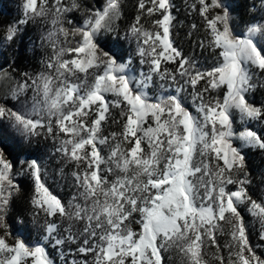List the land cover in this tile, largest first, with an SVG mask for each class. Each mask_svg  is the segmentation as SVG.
<instances>
[{
	"label": "snow or ice",
	"instance_id": "snow-or-ice-1",
	"mask_svg": "<svg viewBox=\"0 0 264 264\" xmlns=\"http://www.w3.org/2000/svg\"><path fill=\"white\" fill-rule=\"evenodd\" d=\"M173 7L171 0H140L142 12L161 13L154 23L162 32L145 29L140 16L131 25L136 55L146 66L137 74L131 57L123 62L98 39L102 31L112 30L120 0H106L102 9H86L90 14L80 25L70 18L81 9L79 0H54L51 6L48 0H24V18L9 27L7 39L15 37L19 24L50 16L52 28L42 39L53 42L54 54L46 71L11 93L19 100L31 89V107L28 100L15 110L0 103V119L27 137L39 136L38 129L45 128L53 139L63 133L56 151L83 166V171L73 173L78 193L65 204L47 187L46 169L38 160L21 162L34 182V216L44 215L43 240L53 248L75 242L76 236L68 229L67 236H61L52 218H66L69 228L72 222L84 223V246L78 251L93 253L94 264H163L162 253L169 248H177L187 264H203L205 243L216 244L221 222L231 228L233 264H264L253 250L240 211V205L247 204L264 225V202L248 194L245 154L233 143L235 139L264 149V137L256 131L233 128L237 114L242 121H264V105L248 99L257 87V72L264 73V21L238 32L224 0H196L192 8L206 22L208 46L219 50L218 60L202 67L174 46ZM215 9L222 11L209 15ZM169 63L177 65L175 70L162 67ZM89 75L94 77L90 84ZM153 87L161 94H150ZM212 91H222L223 98L206 100ZM111 108L121 109L124 123L119 140L112 134L115 144L105 157L101 146L109 144V137L101 132ZM14 167L0 151V229L5 230L0 235V264H56L46 243L30 244L19 237L7 242L11 233L6 216L20 191ZM229 185H236L235 190ZM134 214L138 231L131 227ZM60 258L67 264L63 251ZM218 259L223 264V258Z\"/></svg>",
	"mask_w": 264,
	"mask_h": 264
},
{
	"label": "trees",
	"instance_id": "trees-1",
	"mask_svg": "<svg viewBox=\"0 0 264 264\" xmlns=\"http://www.w3.org/2000/svg\"><path fill=\"white\" fill-rule=\"evenodd\" d=\"M5 0H0L4 4ZM65 3L68 0H64ZM81 9L70 14V18L76 25L83 24L84 19L90 13L86 9H102L106 0H79ZM196 0H171L174 5L172 15L174 17L173 27L171 29V39L174 46L182 51L185 57L192 58L197 61L202 67H211L218 60L219 50L213 51L208 46L209 34L206 22L200 16L198 10L192 8V4ZM229 7V14L232 17V26L238 32L246 31L247 27L253 23L264 21V5L261 0H224ZM54 0H48V5L51 6ZM199 5L197 4V9ZM222 9L212 10L209 15L215 12H221ZM137 16H140V23L145 29L154 31L156 28L155 14L142 15L139 12V0H120L119 16L114 18L111 31H102L98 36L105 50L115 52L123 62H127L131 57V67L139 73L142 66L139 61L140 57L136 55V40L133 38L129 29L135 22ZM24 25V32L19 37L16 46L12 47V54L9 61L4 66V85L0 89V103L6 107L17 109L19 103L25 100L30 101L33 95L31 89L27 91L26 96H21L19 100L14 99L11 95L15 87L28 80L35 78L39 73L46 71L45 64L54 54L53 42L42 39L45 34L51 30V17L36 18L29 20ZM193 25L196 27L193 28ZM67 27L68 25L65 24ZM156 31L162 29L157 26ZM18 39V38H17ZM55 40V38H53ZM79 37H76L78 40ZM30 42H33V47H30ZM203 44V47L201 46ZM162 67H167L170 70H175L176 64H163ZM81 79H84V75ZM94 77L89 75L87 81L90 84ZM257 87L254 88L250 102L256 106L264 105V73H258L255 78ZM79 82V81H77ZM163 83V82H157ZM168 83H171L170 81ZM203 81L201 85H203ZM201 85H198L200 87ZM174 87V86H173ZM150 94L159 95L162 90L158 87L149 89ZM223 98V92L212 91L205 95V99ZM16 106V107H15ZM94 114L90 119H94ZM13 127L11 122L6 119H0ZM124 118L121 116V109L111 108L108 119L102 124L101 135L109 137V144L101 146L103 148L102 155L107 157L115 142L112 141V134H117V140L120 139L119 134L123 131ZM54 132L56 131L53 123ZM235 131H242L245 128H250L264 137V121H248L241 120L237 114L233 125ZM13 129H16L13 127ZM41 132L39 136L27 137L20 132H14L11 137L17 142L6 143L1 141L2 149L6 158L13 160L15 163L14 174L15 182L18 183L20 191L13 199L12 205L6 216V223L9 225L8 231L11 235L7 237L9 244L14 243L15 238L24 239L27 243H46L43 240L45 235L44 230L40 225L43 224L45 217L41 213L39 216H34L36 209L31 204V199L34 190V182L29 174L24 169L26 164H21L22 161L38 160L44 169L46 175L43 179L53 195L57 196L63 203L67 204L74 195L78 193V185L73 176L74 172L83 171V166L78 167L74 161L64 157L62 153L56 149L60 147L64 134L60 133L53 139V135L47 133L45 129H38ZM1 140V139H0ZM234 145L239 147L245 154L246 168L248 173L247 179L251 181L247 184L248 194L253 200L258 203L264 202V149L252 147L244 144L239 140L233 141ZM123 147H129L124 144ZM146 147V145H145ZM222 163V162H221ZM106 167V165H102ZM131 175V173H129ZM243 176V173L240 174ZM110 179H115L114 174H109ZM235 178V177H234ZM230 189L235 190L236 185H229ZM82 203V201H80ZM240 211L244 217L245 223L248 226L249 240L255 253L264 259V239L261 238L264 233V225L260 220L253 216L248 211L247 204L240 205ZM131 227L138 231L139 225L135 223L138 215L134 214ZM59 225V233L61 236H67L66 229L70 230L76 236L75 242L65 243L63 246L53 248L51 244L46 243L47 251L56 264H62L60 252L64 253V261L71 264L76 260L78 264L87 260L88 264H94L95 257L93 253L83 254L78 251L83 245V236L80 235L85 227L84 223L76 221L71 223L62 217L52 218ZM222 228L216 231V244H211L206 241L203 249V264H220L218 257L223 258V264H233L235 261V249L230 248L232 245L231 228L228 224L221 222ZM4 229H0V235L4 234ZM163 264H187L186 258L177 248H169L162 253Z\"/></svg>",
	"mask_w": 264,
	"mask_h": 264
},
{
	"label": "rangeland",
	"instance_id": "rangeland-1",
	"mask_svg": "<svg viewBox=\"0 0 264 264\" xmlns=\"http://www.w3.org/2000/svg\"><path fill=\"white\" fill-rule=\"evenodd\" d=\"M4 2H5L4 4L0 3V89L4 85V81H3L4 79L3 73H4V68H5L4 66H6V63L9 61V57L12 54V47L16 46L17 41L19 42V37L22 35V32H24V25L19 24L18 25L19 31L16 32L15 37L12 40L7 39L9 27L16 26L18 22L24 18L23 16L24 0H5ZM139 3H140V0H139ZM146 7H151V5L146 3ZM139 12L142 15L148 16L146 12H142L140 9H139ZM161 18H162L161 13L156 12L155 21ZM157 26L158 25H156V28H152V29L156 31ZM30 47H33V42H30ZM258 73L259 72H257V74ZM255 78L256 77H254V81H255ZM253 90L248 94L249 100H250ZM109 99H111V97H109ZM23 103L21 104L19 103V105H17V109L21 108L23 106ZM28 107H31V100L28 101ZM16 131L17 130L13 129V127H10L9 124L0 120V139H1L0 140V151L3 152L1 141H5L6 143H12L13 141H15V143L17 142L15 139H12L11 137V135Z\"/></svg>",
	"mask_w": 264,
	"mask_h": 264
}]
</instances>
